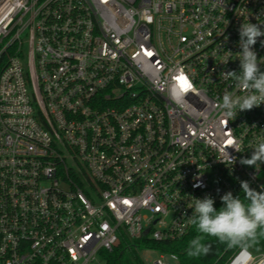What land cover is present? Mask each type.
<instances>
[{"label": "built area", "instance_id": "1", "mask_svg": "<svg viewBox=\"0 0 264 264\" xmlns=\"http://www.w3.org/2000/svg\"><path fill=\"white\" fill-rule=\"evenodd\" d=\"M249 22L264 30V0H0V264H108L124 241L185 237L193 198L264 190V164L240 163L264 104L217 108L242 94L225 73Z\"/></svg>", "mask_w": 264, "mask_h": 264}, {"label": "clouds", "instance_id": "2", "mask_svg": "<svg viewBox=\"0 0 264 264\" xmlns=\"http://www.w3.org/2000/svg\"><path fill=\"white\" fill-rule=\"evenodd\" d=\"M239 36L242 50L239 56L240 71L239 73L230 71L225 75L235 80V87L242 94L226 91L222 101L217 104V108L227 119L235 118L238 112L252 110L264 104V70L261 67L264 60L258 58L253 50L257 39L264 36V30L260 24L242 23ZM261 46L264 47V41H261ZM240 163L255 166L258 170L260 164H264V140L255 146L250 158L241 159ZM261 188L264 189V186ZM241 189L243 199L240 196H233L231 191L223 194L221 196L223 206L219 210L214 206L215 201L211 196L193 198L194 211L190 222L198 234L188 242L189 257L209 253L210 246L204 243L208 236L216 238L229 248L250 247L257 241L258 236H264V190L257 191L251 188L248 181H241Z\"/></svg>", "mask_w": 264, "mask_h": 264}, {"label": "trees", "instance_id": "3", "mask_svg": "<svg viewBox=\"0 0 264 264\" xmlns=\"http://www.w3.org/2000/svg\"><path fill=\"white\" fill-rule=\"evenodd\" d=\"M5 64L6 57H3L0 59V72ZM240 197L243 199V195H240ZM214 206L219 210L223 205L220 202ZM197 234L196 228L193 226L185 237L172 242L157 243L147 239H140L132 244L129 241L127 243L124 241L113 252L109 253L107 262L108 264H144L137 248L143 249L150 246L177 253L180 258V264H223L236 248H229L226 244L220 243L216 238L208 236L205 238L204 243L210 246L209 253L199 257H189L187 255L188 242ZM249 248L255 252L264 250V236H258L257 241Z\"/></svg>", "mask_w": 264, "mask_h": 264}, {"label": "rangeland", "instance_id": "4", "mask_svg": "<svg viewBox=\"0 0 264 264\" xmlns=\"http://www.w3.org/2000/svg\"><path fill=\"white\" fill-rule=\"evenodd\" d=\"M249 248V247H248ZM250 249V248H249ZM254 254H259L261 252H264V250H259L258 252L252 251ZM142 255H145L147 257H150L151 259L158 258L160 256V253L158 252H144ZM174 264H177L174 262Z\"/></svg>", "mask_w": 264, "mask_h": 264}]
</instances>
